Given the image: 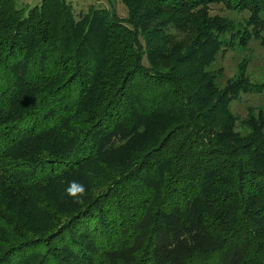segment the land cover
<instances>
[{"label":"trees","instance_id":"trees-1","mask_svg":"<svg viewBox=\"0 0 264 264\" xmlns=\"http://www.w3.org/2000/svg\"><path fill=\"white\" fill-rule=\"evenodd\" d=\"M39 1L0 0V264H264V110L230 108L264 83L215 68L264 0Z\"/></svg>","mask_w":264,"mask_h":264},{"label":"rangeland","instance_id":"rangeland-1","mask_svg":"<svg viewBox=\"0 0 264 264\" xmlns=\"http://www.w3.org/2000/svg\"><path fill=\"white\" fill-rule=\"evenodd\" d=\"M70 6L73 15L76 19L87 13L90 8L105 9L112 11L115 15L123 19L127 16V11L120 0H65ZM39 0H19V4L24 7H32L37 5ZM210 15H219L243 21L247 18V14L235 15L224 10L220 5L210 6ZM242 59L248 60L247 74L251 80L264 83V49L260 48L256 42L249 44L247 50H233L226 52L223 56L218 57L215 68L222 72L219 83L225 84L228 80L234 78L237 72V65ZM232 112L239 118L243 119L246 116L247 109H262L264 110V94L260 95H243L239 100H234L230 103Z\"/></svg>","mask_w":264,"mask_h":264},{"label":"clouds","instance_id":"clouds-1","mask_svg":"<svg viewBox=\"0 0 264 264\" xmlns=\"http://www.w3.org/2000/svg\"><path fill=\"white\" fill-rule=\"evenodd\" d=\"M86 189L83 184H80L77 181H72L69 183L65 189V194L76 200L78 203H82V197L85 195Z\"/></svg>","mask_w":264,"mask_h":264}]
</instances>
